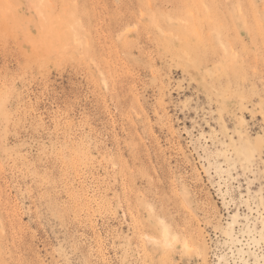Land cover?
<instances>
[{"label":"rangeland","instance_id":"1","mask_svg":"<svg viewBox=\"0 0 264 264\" xmlns=\"http://www.w3.org/2000/svg\"><path fill=\"white\" fill-rule=\"evenodd\" d=\"M0 264H264V0H0Z\"/></svg>","mask_w":264,"mask_h":264},{"label":"bare ground","instance_id":"2","mask_svg":"<svg viewBox=\"0 0 264 264\" xmlns=\"http://www.w3.org/2000/svg\"><path fill=\"white\" fill-rule=\"evenodd\" d=\"M162 233H163V242L167 245V247L174 245L178 239L176 235H174V236L171 235L170 228H168L165 225L162 228ZM186 242H188V241H186ZM185 246L188 247L187 244Z\"/></svg>","mask_w":264,"mask_h":264}]
</instances>
